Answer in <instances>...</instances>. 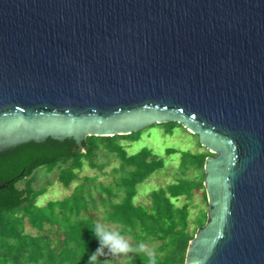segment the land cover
<instances>
[{"label":"water","instance_id":"95a60500","mask_svg":"<svg viewBox=\"0 0 264 264\" xmlns=\"http://www.w3.org/2000/svg\"><path fill=\"white\" fill-rule=\"evenodd\" d=\"M167 123L212 154L185 264H264V0H0V155Z\"/></svg>","mask_w":264,"mask_h":264},{"label":"trees","instance_id":"16d2710c","mask_svg":"<svg viewBox=\"0 0 264 264\" xmlns=\"http://www.w3.org/2000/svg\"><path fill=\"white\" fill-rule=\"evenodd\" d=\"M140 137L139 132L88 137L82 147L73 140L48 139L0 155V186L6 185L0 190V264H90L89 257L100 248L91 230L96 223L112 224L137 247L141 242L158 244L157 264H185L190 242L207 222V213L197 221L190 220L191 201L197 190H204L205 174L200 184L178 180L176 185L153 193L149 207L136 206L137 185L165 167L164 160L149 149L128 155L122 141H138ZM81 148L86 151L81 152ZM104 152L115 155L121 162L114 170L112 182L97 183V177L81 181L79 173L84 165L103 169L104 165L98 164L97 159ZM167 153L177 152L170 149ZM211 155L209 152L199 156L184 154L185 171L190 169L187 163L192 159L197 161L192 163L195 169L204 170ZM187 158L190 160L185 161ZM42 168L50 173L58 169V179L67 189L74 182L80 184L69 197L38 207L37 199L44 190L34 188V175ZM182 196L188 202L177 208L171 199ZM204 198L207 200L206 194ZM26 222L37 231L36 235L26 233ZM191 225L196 226L193 231ZM145 256L146 253L136 250L126 264H147ZM105 262L97 256L93 264Z\"/></svg>","mask_w":264,"mask_h":264},{"label":"rangeland","instance_id":"374dc122","mask_svg":"<svg viewBox=\"0 0 264 264\" xmlns=\"http://www.w3.org/2000/svg\"><path fill=\"white\" fill-rule=\"evenodd\" d=\"M172 128L173 131L170 132ZM139 133H141V137L138 141H122L128 155L134 156L144 149H149L154 155L164 160L165 167L153 173L145 182L137 185V194L134 198V204L136 206L149 207L153 193L159 192L162 189L166 190L168 187L176 185L178 180H186L196 184L201 183L204 170L195 169L192 163L195 164L197 161L196 159H192V162L187 163L190 169L185 171L183 156L184 154L193 156L207 155L209 151L200 144L199 138L193 135L190 130L185 129L181 124L167 123L145 128ZM170 149L175 150L177 153L168 154L167 151ZM189 160L190 158H187L185 161ZM97 163L104 165L103 169H91L87 165H84L83 170L79 173L81 181L86 177H97V183L110 184L115 177L114 170L121 165L120 160L115 155L104 152L100 154ZM34 176L36 179V183L33 185L34 188L44 189V193L37 199L38 207H43L49 202L63 200L69 197L74 188L80 184V182H74L69 189L65 188L58 179V169H55L51 173L44 168L38 169ZM205 194V188L204 190H197L195 192L191 201V222L199 220L203 213H208L209 204L208 199L206 200L204 198ZM206 197L208 198L207 194ZM171 200L177 208L183 207L188 202L186 196ZM106 227L110 230L118 231V228L111 224H106ZM195 227V225H191L190 230L193 231ZM25 230L26 233L32 235H36L37 232L27 222L25 224ZM124 238L132 245L133 251L126 255H113L107 248H104L97 254L98 257L106 261L104 264H126L131 259V255L136 251L137 245L132 239L128 237ZM146 245L149 249L156 252L158 244Z\"/></svg>","mask_w":264,"mask_h":264},{"label":"clouds","instance_id":"9594fccd","mask_svg":"<svg viewBox=\"0 0 264 264\" xmlns=\"http://www.w3.org/2000/svg\"><path fill=\"white\" fill-rule=\"evenodd\" d=\"M81 152H85L86 149L81 148ZM94 235L98 238L100 248L96 250L90 257V264H93L97 260V254H99L103 248H107L113 255L128 254L133 251L132 245L120 234L118 231L110 230L105 224L96 223L91 228ZM138 252L146 253L147 264H157V258L155 251L149 249L144 242L139 243L137 249Z\"/></svg>","mask_w":264,"mask_h":264},{"label":"flooded vegetation","instance_id":"af4514ba","mask_svg":"<svg viewBox=\"0 0 264 264\" xmlns=\"http://www.w3.org/2000/svg\"><path fill=\"white\" fill-rule=\"evenodd\" d=\"M40 190H44V189H40Z\"/></svg>","mask_w":264,"mask_h":264},{"label":"crops","instance_id":"0c3cea01","mask_svg":"<svg viewBox=\"0 0 264 264\" xmlns=\"http://www.w3.org/2000/svg\"><path fill=\"white\" fill-rule=\"evenodd\" d=\"M112 225V224H111Z\"/></svg>","mask_w":264,"mask_h":264}]
</instances>
